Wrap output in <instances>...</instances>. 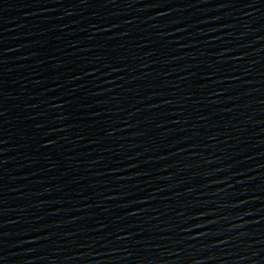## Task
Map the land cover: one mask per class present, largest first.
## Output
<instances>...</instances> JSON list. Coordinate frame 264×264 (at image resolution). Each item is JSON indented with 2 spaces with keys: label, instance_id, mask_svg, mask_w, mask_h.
<instances>
[{
  "label": "water",
  "instance_id": "95a60500",
  "mask_svg": "<svg viewBox=\"0 0 264 264\" xmlns=\"http://www.w3.org/2000/svg\"><path fill=\"white\" fill-rule=\"evenodd\" d=\"M0 264H264V0H0Z\"/></svg>",
  "mask_w": 264,
  "mask_h": 264
}]
</instances>
